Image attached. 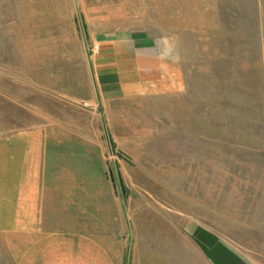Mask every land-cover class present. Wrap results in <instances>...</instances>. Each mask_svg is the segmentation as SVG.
<instances>
[{
	"label": "rangeland",
	"instance_id": "374dc122",
	"mask_svg": "<svg viewBox=\"0 0 264 264\" xmlns=\"http://www.w3.org/2000/svg\"><path fill=\"white\" fill-rule=\"evenodd\" d=\"M136 33L179 37L181 94L100 98L94 44ZM18 133L71 138V194L106 201L126 264L135 240L264 264V0H0V137ZM20 249L0 234V264Z\"/></svg>",
	"mask_w": 264,
	"mask_h": 264
},
{
	"label": "crops",
	"instance_id": "0c3cea01",
	"mask_svg": "<svg viewBox=\"0 0 264 264\" xmlns=\"http://www.w3.org/2000/svg\"><path fill=\"white\" fill-rule=\"evenodd\" d=\"M152 44L141 33L94 44L92 67L101 99L182 93L179 63L160 62ZM77 189L82 190L71 187L70 137H0V234L18 238L21 249L15 264H126L125 233L108 227L106 201L87 207L83 204L92 200H77L71 194ZM131 250L137 264H166V253L155 259L141 252L139 241L132 242Z\"/></svg>",
	"mask_w": 264,
	"mask_h": 264
},
{
	"label": "clouds",
	"instance_id": "9594fccd",
	"mask_svg": "<svg viewBox=\"0 0 264 264\" xmlns=\"http://www.w3.org/2000/svg\"><path fill=\"white\" fill-rule=\"evenodd\" d=\"M157 40L160 41V44H157ZM152 46L158 49L156 59L162 63L178 64L184 58L178 36L161 34L153 40Z\"/></svg>",
	"mask_w": 264,
	"mask_h": 264
}]
</instances>
